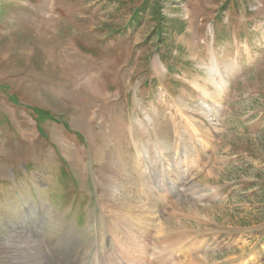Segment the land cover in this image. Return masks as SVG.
<instances>
[{
  "label": "rangeland",
  "instance_id": "374dc122",
  "mask_svg": "<svg viewBox=\"0 0 264 264\" xmlns=\"http://www.w3.org/2000/svg\"><path fill=\"white\" fill-rule=\"evenodd\" d=\"M110 153L158 164L137 212ZM13 226L34 264H264V0H0V264Z\"/></svg>",
  "mask_w": 264,
  "mask_h": 264
},
{
  "label": "bare ground",
  "instance_id": "6f19581e",
  "mask_svg": "<svg viewBox=\"0 0 264 264\" xmlns=\"http://www.w3.org/2000/svg\"><path fill=\"white\" fill-rule=\"evenodd\" d=\"M158 151H159V149H157V151H156L157 154H158ZM138 153H142V151L138 150ZM107 158H108V162L106 164L105 172H104V174L102 176V181H101V185H100L101 186V194H100V196L102 195V197L104 199V203L106 204L105 208H107L111 213L115 212L118 209L119 210H123V209H125V207L128 208V210L130 209L132 211V213H133V211L137 212V210L141 207L140 203L137 201V200L141 201L140 200V196L138 194V189H139V193H142L143 192L142 189H144V191H146L147 189H148V191H150V189L153 190L156 187V193L158 194V191L160 190L159 186L161 185L160 184L161 182H160V179L158 177V169H157L158 168V164H157V162H154L152 170L150 171V169L148 167L143 165L144 156L139 157L135 161V163L131 165V170L133 172H140L141 175L143 174L144 175V179H142L143 181H145V174H147V171L149 170L150 171L149 174H152V176L155 177V180H154V178H151L150 176L148 177V175H146V181H145L146 183L145 184H141V183H137V182H135L133 184L131 182L132 179L126 174V170L129 171V169H126L127 168L126 166H129V164H126V163L122 162V160L120 159V157H119V155L117 153H115L114 155H112L110 153L109 157H107ZM144 169H145V171H144ZM209 172H211V171H209ZM141 178H143V177H141ZM156 179H158V180H156ZM149 180H150L151 185L148 184ZM118 196H119V198H116ZM117 218L121 219L120 216L117 217ZM30 221L36 222L35 226L38 227V228H36L37 229V235L36 236H38V237L43 236V235H41V234H43L41 229L44 228V224L40 221L39 215L38 214L37 215H33L31 217ZM13 231L15 233H17V231H18V235H20V237H21L20 244L17 243V252H19V260H22V261L23 260L24 261L27 260L26 264H34V257H36L37 260L40 261L41 257L39 258L38 256H33L31 254V251L30 252L27 251V253L25 252V256H24V254H20V253H23L24 250L26 249V247L28 246V241L30 240V237L26 233H24L22 231L20 232L18 229L14 228V226H13ZM115 239L117 240V242L119 243L120 247L122 248V250L124 252H127V253L131 254V252L135 251V248L132 247L131 244L126 243L121 235L119 236V234H115ZM129 239H131V237ZM126 240L128 241V239H126ZM132 242H134L135 245H138L137 242H135V241H132ZM30 243L31 242H29V245H30ZM33 243H36L35 240H33ZM139 246H141V245H139ZM86 247H87V250H88L90 245L86 244ZM62 249H64V248H62ZM75 251H77V250H75ZM26 256H28V257L32 256V257L24 259ZM95 259H96V257H95ZM22 261H21V263H22ZM57 264H59V263H57ZM178 264H181V263H178Z\"/></svg>",
  "mask_w": 264,
  "mask_h": 264
}]
</instances>
